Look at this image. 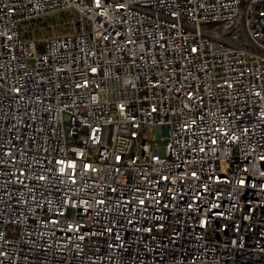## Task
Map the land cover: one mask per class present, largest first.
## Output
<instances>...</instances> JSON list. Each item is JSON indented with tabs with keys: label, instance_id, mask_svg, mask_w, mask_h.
<instances>
[{
	"label": "built area",
	"instance_id": "2783aa9c",
	"mask_svg": "<svg viewBox=\"0 0 264 264\" xmlns=\"http://www.w3.org/2000/svg\"><path fill=\"white\" fill-rule=\"evenodd\" d=\"M0 264H264V0H0Z\"/></svg>",
	"mask_w": 264,
	"mask_h": 264
},
{
	"label": "rangeland",
	"instance_id": "374dc122",
	"mask_svg": "<svg viewBox=\"0 0 264 264\" xmlns=\"http://www.w3.org/2000/svg\"><path fill=\"white\" fill-rule=\"evenodd\" d=\"M53 16V20L57 23L55 26H49V22L51 21V17ZM61 21V13H57L51 16H44L41 19L35 20V21H31V22H22L21 23V28H28L29 26H33V27H37V26H41V30L38 33L39 36H47L50 34H60V33H64L65 29L69 28L66 27L63 23H60ZM47 23V25H46ZM66 29V30H67ZM156 131L154 128H148L146 130V136L149 137L150 139H154L155 138V134ZM159 143L160 146H163L166 143V139H156Z\"/></svg>",
	"mask_w": 264,
	"mask_h": 264
}]
</instances>
